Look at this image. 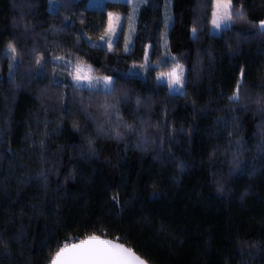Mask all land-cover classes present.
I'll return each mask as SVG.
<instances>
[{"label":"trees","instance_id":"obj_1","mask_svg":"<svg viewBox=\"0 0 264 264\" xmlns=\"http://www.w3.org/2000/svg\"><path fill=\"white\" fill-rule=\"evenodd\" d=\"M53 1L0 0V264H48L89 235L149 264H264V0H232L218 33L214 0H146L128 51L88 39L129 3ZM147 44L151 67L130 73ZM58 56L112 76L109 114ZM175 62L215 91L170 93L155 74Z\"/></svg>","mask_w":264,"mask_h":264},{"label":"snow or ice","instance_id":"obj_2","mask_svg":"<svg viewBox=\"0 0 264 264\" xmlns=\"http://www.w3.org/2000/svg\"><path fill=\"white\" fill-rule=\"evenodd\" d=\"M235 15L241 19L244 17L242 9L236 10ZM135 9L131 17H121L108 13L107 27L104 34L99 37V44L93 46H107L109 51L113 50V45L118 43L119 37L123 35L122 19H128L129 34L125 41L124 50L128 51L131 44L132 34L135 32L134 26ZM233 19L232 0H215L211 24L213 29H227L231 26ZM167 28V25H166ZM259 28L264 31V20L259 21ZM193 35L196 34V29H192ZM164 46L167 47V31L164 33ZM11 51L15 53V48ZM15 59V56H13ZM56 61H65L63 56L55 57ZM166 63L167 61H163ZM37 63H40L38 60ZM67 74L71 78V87L76 90H87L90 93H103L105 100L99 105L104 113L109 114V110L115 106L109 103L108 98L114 94V81L111 76H98L90 65H87L82 60L77 59L65 61ZM141 67H151L148 63L147 53L145 55V64ZM185 69L184 65L175 62L170 71L160 73L156 79L162 86L168 87L170 93L183 94L185 84ZM57 84L60 81H56ZM242 80L237 82L236 90L229 99L233 101L239 100V89ZM140 101L138 100L137 103ZM119 135V134H117ZM91 143V141H90ZM115 199V198H114ZM58 249L51 254L48 264H148V261L137 255L131 248L125 247L114 240L104 239L100 235H89L84 239L77 238V242H57Z\"/></svg>","mask_w":264,"mask_h":264},{"label":"rangeland","instance_id":"obj_3","mask_svg":"<svg viewBox=\"0 0 264 264\" xmlns=\"http://www.w3.org/2000/svg\"><path fill=\"white\" fill-rule=\"evenodd\" d=\"M116 1H124L130 4V9L128 11L127 14L120 12V11H116V10H107V21H108V13H113L114 15H120L122 18L123 17H131L133 14V9H135V17H134V26H135V20H136V14L138 9L140 8V6L146 1V0H116ZM106 0H87V6L90 8H103L105 5ZM215 3V0H214ZM213 3V6H214ZM54 4L55 2L53 0H49V8L50 9H54ZM213 11V10H212ZM212 18V16H211ZM264 20V19H263ZM131 21L128 19H122V24H123V46L125 47V41L127 39V36L129 34V23ZM167 25V28H166ZM171 25V20L167 19L165 21V26H164V32H163V42H164V33L165 31H167L170 28ZM107 27V25H106ZM221 29L216 30L213 29V26L210 22L209 25V31L211 33H218ZM104 34V33H103ZM102 34V35H103ZM133 37V34H132ZM89 42L92 45H96L99 44V37L97 39H88ZM106 46V45H105ZM114 46V45H113ZM132 48V40H131V44L129 45V49L130 50ZM151 51V46L150 44L146 45L145 51H144V57L142 62L138 63V64H134L130 70V73H136L138 75H143L144 71H145V67H141V65L145 64V55L147 53V57H148V63H149V54ZM87 64V63H86ZM90 65V64H87ZM91 66V65H90ZM92 67V66H91ZM171 68L166 69V70H160L155 74V78L160 74V73H164V72H168L170 71ZM184 69H185V84H184V89H183V94H188V95H192L194 94L196 91L200 90V89H204V88H210L211 90L215 91L216 88V77L214 74L211 73H207L198 69H194L192 67L186 66L184 65ZM95 73V72H94ZM98 76H110V75H102V74H97ZM112 77V76H111Z\"/></svg>","mask_w":264,"mask_h":264},{"label":"water","instance_id":"obj_4","mask_svg":"<svg viewBox=\"0 0 264 264\" xmlns=\"http://www.w3.org/2000/svg\"><path fill=\"white\" fill-rule=\"evenodd\" d=\"M115 241V240H114ZM77 242V241H76ZM116 242H118V241H116ZM73 243H75V242H73ZM118 243H120V242H118ZM120 244H122V243H120ZM124 245V244H123ZM125 247H128V246H126V245H124ZM128 248H130V247H128ZM133 250V249H132ZM134 251V250H133ZM135 252V251H134ZM137 254V253H136ZM138 255V254H137ZM149 264V263H148Z\"/></svg>","mask_w":264,"mask_h":264}]
</instances>
